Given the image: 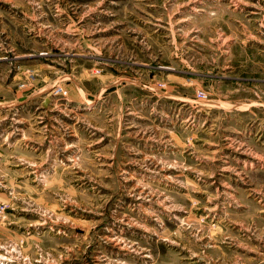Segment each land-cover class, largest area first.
Instances as JSON below:
<instances>
[{
  "label": "rangeland",
  "instance_id": "rangeland-1",
  "mask_svg": "<svg viewBox=\"0 0 264 264\" xmlns=\"http://www.w3.org/2000/svg\"><path fill=\"white\" fill-rule=\"evenodd\" d=\"M0 206V264H264V0H0Z\"/></svg>",
  "mask_w": 264,
  "mask_h": 264
},
{
  "label": "built area",
  "instance_id": "built-area-1",
  "mask_svg": "<svg viewBox=\"0 0 264 264\" xmlns=\"http://www.w3.org/2000/svg\"><path fill=\"white\" fill-rule=\"evenodd\" d=\"M196 98L198 99H203L204 98V94L202 92H197L196 93ZM2 206H0V212L2 211Z\"/></svg>",
  "mask_w": 264,
  "mask_h": 264
}]
</instances>
